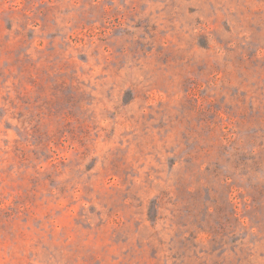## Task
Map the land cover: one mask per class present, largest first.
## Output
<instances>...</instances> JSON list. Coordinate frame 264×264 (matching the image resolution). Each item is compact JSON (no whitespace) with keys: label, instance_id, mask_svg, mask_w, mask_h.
Returning a JSON list of instances; mask_svg holds the SVG:
<instances>
[{"label":"rangeland","instance_id":"374dc122","mask_svg":"<svg viewBox=\"0 0 264 264\" xmlns=\"http://www.w3.org/2000/svg\"><path fill=\"white\" fill-rule=\"evenodd\" d=\"M0 264H264V0H0Z\"/></svg>","mask_w":264,"mask_h":264}]
</instances>
